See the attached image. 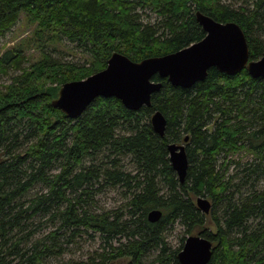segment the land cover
Here are the masks:
<instances>
[{
  "label": "trees",
  "instance_id": "trees-1",
  "mask_svg": "<svg viewBox=\"0 0 264 264\" xmlns=\"http://www.w3.org/2000/svg\"><path fill=\"white\" fill-rule=\"evenodd\" d=\"M198 12L238 24L250 60L263 56L264 0H0V40L21 16L34 28L0 54V77L10 79L0 85V264H47L85 234L100 245L75 264H149V255L180 264L183 246L167 243L177 222L213 242L208 264H264V78L212 68L183 89L156 75L162 89L138 111L98 97L75 120L53 106L62 85L104 70L114 53L138 63L200 42ZM73 49L82 60L57 57ZM157 111L163 137L151 125ZM172 143L186 147L182 184ZM106 188L122 202L98 210ZM196 197L211 200L209 215ZM154 209L163 217L150 223Z\"/></svg>",
  "mask_w": 264,
  "mask_h": 264
},
{
  "label": "water",
  "instance_id": "water-1",
  "mask_svg": "<svg viewBox=\"0 0 264 264\" xmlns=\"http://www.w3.org/2000/svg\"><path fill=\"white\" fill-rule=\"evenodd\" d=\"M197 21L206 33L198 43L162 57L134 62L127 56L114 53L107 67L87 79L65 83L59 97L53 102L70 119H78L98 97L116 98L129 110L138 111L151 107L152 96L162 89L158 75L174 87L190 89L204 82L212 68L221 73L236 75L246 70L253 79L264 78V54L258 60H250V50L245 33L235 22L222 23L198 12ZM151 125L156 134L163 137L167 119L160 112L153 113ZM189 138H185L187 143ZM169 160L180 183H184L189 167L185 145L168 146ZM197 208L209 215L212 203L203 197L196 201ZM163 211L154 209L148 213L150 223H157ZM213 254V242L200 235L189 236L178 254L180 264H208Z\"/></svg>",
  "mask_w": 264,
  "mask_h": 264
},
{
  "label": "rangeland",
  "instance_id": "rangeland-1",
  "mask_svg": "<svg viewBox=\"0 0 264 264\" xmlns=\"http://www.w3.org/2000/svg\"><path fill=\"white\" fill-rule=\"evenodd\" d=\"M33 30H34L33 27L28 26L26 24V20L24 16H21L20 20L18 21L14 29L0 40V54L4 51V49L17 47L18 45H20V43L24 44V41L31 38ZM72 48L73 45H70L69 49L72 50ZM28 53L31 59L36 58L38 56L37 51L33 46L31 49L28 48ZM57 57L65 58L67 60H71V59L76 61L82 60L81 59L82 55L79 52H77V49H73V52L61 50V52L57 54ZM8 83H10V79L8 78V76L0 77V85H5ZM180 145L182 144L180 143ZM235 157H237L236 160H238V155ZM243 159L247 160V157H243ZM123 164L128 170L133 169V166L132 164H130L129 160L123 161ZM234 172L235 170L231 171V173ZM263 186H264V181H263ZM39 189H41L40 186L36 187V191H38ZM198 198L199 197L195 198V203ZM203 198L208 199L211 202V200L208 197H203ZM96 200H97L96 207L98 208V210L108 211L121 204L122 202L121 191H118L117 189H113V188H106L101 194H98ZM197 233L198 231H196L193 234H188L187 228L177 222L167 232V243L174 250H178L179 248L184 246L185 241L189 236L197 235ZM183 239L184 241H182ZM78 242H80V244L71 246L70 251H68L62 258H58V259L52 258L51 260H49L47 264L85 263L84 261L87 260L91 252L95 251V249H97L98 246L100 245V241L96 237L90 239L86 234L84 235L83 238L78 240ZM153 259L154 256L149 255L147 262L151 264ZM111 264H125V262L116 260Z\"/></svg>",
  "mask_w": 264,
  "mask_h": 264
}]
</instances>
